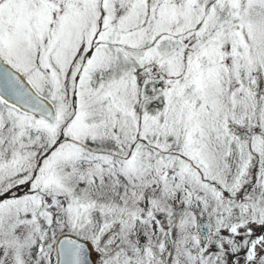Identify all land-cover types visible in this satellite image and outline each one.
<instances>
[{"label": "snow or ice", "instance_id": "obj_1", "mask_svg": "<svg viewBox=\"0 0 264 264\" xmlns=\"http://www.w3.org/2000/svg\"><path fill=\"white\" fill-rule=\"evenodd\" d=\"M0 264H264V0H0Z\"/></svg>", "mask_w": 264, "mask_h": 264}]
</instances>
